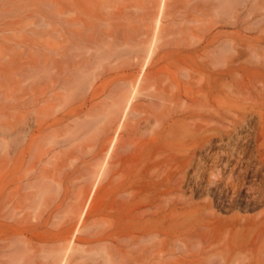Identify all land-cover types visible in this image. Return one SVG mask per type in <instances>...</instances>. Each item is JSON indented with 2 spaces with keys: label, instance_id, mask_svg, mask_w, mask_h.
Instances as JSON below:
<instances>
[{
  "label": "rangeland",
  "instance_id": "374dc122",
  "mask_svg": "<svg viewBox=\"0 0 264 264\" xmlns=\"http://www.w3.org/2000/svg\"><path fill=\"white\" fill-rule=\"evenodd\" d=\"M258 102L264 0H0V264H264Z\"/></svg>",
  "mask_w": 264,
  "mask_h": 264
},
{
  "label": "bare ground",
  "instance_id": "6f19581e",
  "mask_svg": "<svg viewBox=\"0 0 264 264\" xmlns=\"http://www.w3.org/2000/svg\"><path fill=\"white\" fill-rule=\"evenodd\" d=\"M216 106H217L218 111L221 110L220 116H219V119H217V121L210 123L211 127L209 128V131H208L211 134H215V135L220 134V133H222L228 129V126L226 125V122L224 121L228 117L230 118V120H234V121H240V119L242 118V117L240 118L239 115H236V114H238L239 110L242 108V104L228 105V104L217 102ZM257 109L260 111L259 113L256 112L258 115V122L260 125V134H259V136H260L262 133L261 132L262 129H264V103L258 102ZM172 110H173V108L170 109V111H172ZM170 111L168 113L158 114V118L156 116L155 119L156 120L159 119V122H161V124H163L164 123L163 120L165 119V116H167L170 113ZM170 120L175 121V123L177 125V126H175V123H174L173 126L175 128L172 129L174 134L177 135L179 138V140L177 142H180L181 145H183V147H185V149L188 151L186 156L184 155L185 156L184 160H183V164H184L186 158L189 157L190 152L193 149H196V148L202 146L209 139V137L208 136L206 137L203 135V132H202L203 131L202 129L204 127L203 123L202 124L198 123L195 126H191L184 116H175ZM203 121H206V120L203 119ZM156 122H158V120ZM258 138H260V137H258ZM261 141L262 140H260V142L257 141L258 149L264 148V146H263L264 144L261 143ZM250 176L252 178L253 184L259 183V184H263V186H264V171L262 169L252 171ZM190 206L185 207V208H189ZM190 211L196 212V214H199V217L204 220L203 226H205L209 223V220H205V216L202 213V206L194 205L193 208L191 207ZM191 228H193L194 233H193L192 238L190 237V239H189V240H191V242H189V243L185 242V244L188 246L192 245L194 243L195 239L200 244L202 243V244H208V246L209 245L213 246L214 244H216L215 242L217 241V239L222 234V230L220 229L219 232L216 233L217 235H214L213 237H206L200 233V230H199L200 228H194V227H191ZM191 231H192V229H191ZM232 232H233V235L236 238H238V236H239L238 225L234 226V228L232 229Z\"/></svg>",
  "mask_w": 264,
  "mask_h": 264
}]
</instances>
